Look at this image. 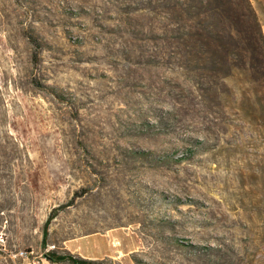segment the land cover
I'll list each match as a JSON object with an SVG mask.
<instances>
[{"label":"rangeland","instance_id":"rangeland-1","mask_svg":"<svg viewBox=\"0 0 264 264\" xmlns=\"http://www.w3.org/2000/svg\"><path fill=\"white\" fill-rule=\"evenodd\" d=\"M208 1L0 0V264H264V85L163 31Z\"/></svg>","mask_w":264,"mask_h":264},{"label":"trees","instance_id":"trees-1","mask_svg":"<svg viewBox=\"0 0 264 264\" xmlns=\"http://www.w3.org/2000/svg\"><path fill=\"white\" fill-rule=\"evenodd\" d=\"M219 1L223 7L225 6L224 9L211 1H208L207 6L202 7L204 17L201 21L204 24L200 23L201 28L191 25V22L196 20V16L187 13L178 17L173 15L172 6L165 7L163 31L166 36L170 32L171 22L179 20L185 23L175 29L178 33L175 37L173 54L176 55L181 67L189 68L188 64L198 61L203 64V69L206 64H210L212 69L209 70L214 72L225 70L220 77L225 81L238 71L245 76L253 77L257 74L258 78L251 77V82L264 85V35L258 26L254 12L248 6L241 11L237 10L235 6L238 7L241 4L233 5L231 0H227V4L229 3L231 7L226 5V1ZM218 10H222L221 17H218ZM223 24L226 27H222ZM49 224L50 219L45 225L44 241L48 236ZM47 256L53 262L97 264V261L76 257L71 253L65 255L50 253Z\"/></svg>","mask_w":264,"mask_h":264},{"label":"crops","instance_id":"crops-1","mask_svg":"<svg viewBox=\"0 0 264 264\" xmlns=\"http://www.w3.org/2000/svg\"><path fill=\"white\" fill-rule=\"evenodd\" d=\"M86 239H89V237H82V238H77V239H74L72 241L69 242V245H67V247L69 248V250L72 252V253H78L80 254L84 259H88V260H98V259H101V258H104L106 256H108V253L107 252H104L103 249H101L100 247L97 248L96 246V249H98V251L96 252V254H93V255H87V254H84L82 253V251L80 250V248L77 246V247H73L72 244L74 243H78L80 241H83V240H86ZM106 242V240H105ZM106 244V243H105Z\"/></svg>","mask_w":264,"mask_h":264},{"label":"built area","instance_id":"built-area-1","mask_svg":"<svg viewBox=\"0 0 264 264\" xmlns=\"http://www.w3.org/2000/svg\"><path fill=\"white\" fill-rule=\"evenodd\" d=\"M4 242H5V235H4V233H3L2 231H0V244H2V243H4ZM20 255H21V256H24L25 253L22 251V252L20 253Z\"/></svg>","mask_w":264,"mask_h":264}]
</instances>
